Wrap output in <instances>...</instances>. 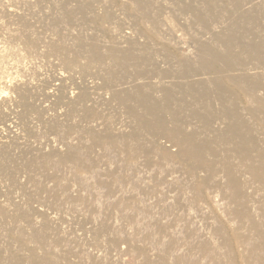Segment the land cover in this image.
<instances>
[{"label":"rangeland","instance_id":"1","mask_svg":"<svg viewBox=\"0 0 264 264\" xmlns=\"http://www.w3.org/2000/svg\"><path fill=\"white\" fill-rule=\"evenodd\" d=\"M0 264H264V0H0Z\"/></svg>","mask_w":264,"mask_h":264},{"label":"bare ground","instance_id":"2","mask_svg":"<svg viewBox=\"0 0 264 264\" xmlns=\"http://www.w3.org/2000/svg\"><path fill=\"white\" fill-rule=\"evenodd\" d=\"M212 54H213V56H215V57H219V56L217 55V53H215V52H213ZM206 55H207V54H206ZM221 56H222V55H221ZM219 58H220V57H219ZM219 58H218V59H219ZM228 119H229V118H228Z\"/></svg>","mask_w":264,"mask_h":264}]
</instances>
